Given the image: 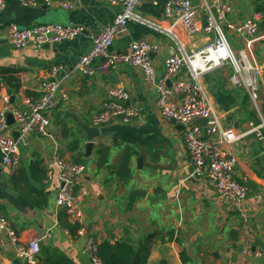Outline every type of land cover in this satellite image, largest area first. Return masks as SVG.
<instances>
[{
    "label": "crops",
    "instance_id": "1",
    "mask_svg": "<svg viewBox=\"0 0 264 264\" xmlns=\"http://www.w3.org/2000/svg\"><path fill=\"white\" fill-rule=\"evenodd\" d=\"M156 2L154 5L143 1L135 12L169 25V20L163 17V4ZM230 3L232 17L240 21L264 9V0H230ZM119 10L120 6L108 0H78L70 10L45 9L43 5L25 7L18 0H6L5 8L0 11V67L17 70L21 86L17 94H8L5 87L0 94L14 95L12 104L23 107L39 95L45 73L54 65H62L56 79L65 77L61 93L67 99L61 93L58 95L50 114V130L55 136L58 154L72 162L81 161L86 170L76 187L82 199L83 222L79 225L55 205L58 179L52 165L53 142L32 136L27 144L20 145V161L14 170L5 168L0 158V214L24 245L38 242L39 264H92L84 250L89 234L97 239L98 245L113 246L127 241L136 251L141 249V255H146L144 264L162 261L166 264H264V248H252L256 237L264 242V151L250 132L264 121V73L260 78L257 106L243 87L230 84L232 67H220L203 76L221 125L241 135L230 148L235 157L234 177L248 188V194L236 206L216 195L205 180L192 177L183 127L161 118L155 90L144 82L139 69L120 66L90 76L75 70L78 57L91 46L92 36L110 25ZM198 17L203 22L204 16L199 13ZM47 18L52 23L80 25L83 31L73 40L41 47L30 44L15 49L5 39L7 23L31 26L44 23ZM177 32L187 52L197 51L208 40L203 34L188 37L181 30ZM259 36H264V22ZM238 39L244 46L242 38L230 35L234 47ZM132 40L157 45L151 53L157 78L163 75L164 60L179 48L165 34L130 21L110 50H123ZM258 41L256 54L264 64L261 46L264 38ZM103 59L97 56L91 65L97 66ZM171 80L189 81L187 67H182ZM116 87L127 92L125 105L136 108L139 116L128 124L114 122L99 128L101 135L93 139L91 153L86 155L81 125L91 126V119L101 110L108 91ZM3 106L0 98V111ZM7 132L17 137L15 123ZM116 135H133L142 141L148 139L149 143L133 145L142 154L145 176L137 177L138 168L133 172L136 169L133 156L132 176L124 185L105 167H97L100 145L111 147L108 165L119 166L127 144L119 142L112 146ZM75 140L79 141V148L71 150ZM135 189L144 190L145 195H130ZM240 211L248 217L246 226L239 217ZM244 249L248 253H243ZM1 255L2 264H20L11 246L2 250Z\"/></svg>",
    "mask_w": 264,
    "mask_h": 264
},
{
    "label": "built area",
    "instance_id": "2",
    "mask_svg": "<svg viewBox=\"0 0 264 264\" xmlns=\"http://www.w3.org/2000/svg\"><path fill=\"white\" fill-rule=\"evenodd\" d=\"M78 0H18L25 7L43 5L47 8L70 10ZM143 1L156 5V0H108L112 5L120 6L110 25L104 26L92 36V44L77 59L75 70L85 75L108 72L120 66L137 68L143 80L151 85L156 93V107L161 118L168 123L183 127V138L192 165V177L205 180L216 195L240 206L248 194V188L240 183L233 173L235 157L230 146L241 135H236L231 127L220 123L219 114L209 96L203 76L214 69L229 66L232 87H243L249 98L257 106L260 78L264 73V64L256 54V45L260 38L259 28L264 22V9L254 11L245 20L232 17L230 0H198L197 6L192 0H166L163 4V17L169 25H162L149 17L135 12ZM6 0H0V11L5 8ZM204 16L200 22L198 14ZM133 21L165 34L178 45V52H172L163 62L164 72L156 77L152 65L151 53L157 45L146 40H132L123 50L111 51L116 37L125 30L128 22ZM178 30L188 37L203 34L207 42L197 51L187 52L177 34ZM83 31L80 25H62L59 23H39L20 26L9 22L4 27L5 39L15 49L34 44L37 47L73 40ZM230 35L242 38L245 45L235 49ZM103 61L92 66L95 57ZM182 67H187L190 80L172 81ZM62 65L52 66L44 75L40 84L39 96L18 107L10 102L8 94H0L4 106L0 111V158L5 168L14 170L20 161V145L27 144L32 136L48 138L53 142L52 165L57 172L58 187L55 193V205L75 223L82 225V199L76 192L78 181L86 167L82 163L72 162L57 152L55 136L50 130V114L56 99L61 93V80L56 75ZM54 79V80H52ZM170 82V85H168ZM67 99L65 93L60 94ZM127 92L120 88L108 91L107 99L101 110L91 119V126H103L120 122L128 124L139 116V111L126 106ZM13 116L17 128V137L8 134L10 125L6 115ZM205 119L204 126L196 120ZM260 142L264 151V121L250 129ZM51 178L50 172L47 174ZM239 217L246 226L248 217L240 211ZM11 246L20 264H39L40 246L37 241L24 245L13 231L9 221L0 214V264L1 251ZM84 250L92 264H102L98 256V241L93 235L85 238ZM243 253H248L244 249ZM257 254V252L255 253Z\"/></svg>",
    "mask_w": 264,
    "mask_h": 264
},
{
    "label": "trees",
    "instance_id": "3",
    "mask_svg": "<svg viewBox=\"0 0 264 264\" xmlns=\"http://www.w3.org/2000/svg\"><path fill=\"white\" fill-rule=\"evenodd\" d=\"M165 1L166 0H158L160 4H164ZM16 74L17 70L13 68L0 67V90L2 87H5L8 94H17L21 84ZM27 94L29 93L27 92ZM119 142L127 144L126 150L121 157L119 166L113 167L108 165V156L109 152L111 151V147L100 145L97 151L99 157L97 167L98 169L105 167L111 174L119 177L123 181L124 185V183H127L128 179H130L132 176L130 160L133 156H137L139 153L135 147H133V145L149 143L148 139L142 141V139L133 135H116L113 138L112 146H117L120 144ZM78 148L79 141H73L71 144V150H77ZM76 163H81V161ZM135 252L136 248L125 240L113 246L109 245L108 243H102L98 245V256L102 264H131ZM145 259L146 255L142 254L140 264H144Z\"/></svg>",
    "mask_w": 264,
    "mask_h": 264
},
{
    "label": "water",
    "instance_id": "4",
    "mask_svg": "<svg viewBox=\"0 0 264 264\" xmlns=\"http://www.w3.org/2000/svg\"><path fill=\"white\" fill-rule=\"evenodd\" d=\"M192 4L194 6H197V4H198L197 0H192ZM43 7L45 9H47V7H45V6H43ZM262 56H264V50L262 51ZM52 80H54V79H52ZM168 85H170V82H168ZM14 98H15L14 95L10 96V102L11 103H13ZM6 118H7V122H8L9 125L14 123L13 116L10 113H7ZM196 123L204 126L205 123H206V120L205 119H198V120H196ZM81 129L84 132L85 139H86V143H85L86 155H90L91 150H92V148L94 146L93 139L97 138V137H100V135H101L100 129L96 128V127L89 126V125H81ZM134 160L136 162L137 168L140 169L142 167V164H143L142 163V154L138 153L137 156H134ZM130 195L144 196L145 195V191L142 190V189H135V190L131 191ZM256 247L264 248V242L261 241V239L258 238V237H256L254 239L253 247H252L253 250ZM140 256H141V249H138L135 252L134 256H133L131 264H139L140 263V258H141ZM160 264H166V262L162 261Z\"/></svg>",
    "mask_w": 264,
    "mask_h": 264
},
{
    "label": "rangeland",
    "instance_id": "5",
    "mask_svg": "<svg viewBox=\"0 0 264 264\" xmlns=\"http://www.w3.org/2000/svg\"><path fill=\"white\" fill-rule=\"evenodd\" d=\"M235 7H236V6H235ZM50 20H51V19L47 18V19H44V21H42V22H44V23H50ZM234 42H235V47H236V48H238V49L242 48V42H241L240 39L235 40ZM261 46L264 47V42L261 43ZM135 166H136V165H135ZM143 168H144V167L142 166V167L140 168V170H138V169H137V166H136V169H135V168L133 169V172H135V171L138 170L137 177L145 176V172H144Z\"/></svg>",
    "mask_w": 264,
    "mask_h": 264
}]
</instances>
